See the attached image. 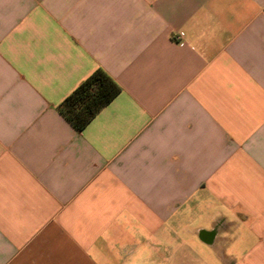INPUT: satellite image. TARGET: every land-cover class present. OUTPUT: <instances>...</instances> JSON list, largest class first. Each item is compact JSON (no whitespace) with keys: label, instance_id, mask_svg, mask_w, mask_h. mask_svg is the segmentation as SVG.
I'll use <instances>...</instances> for the list:
<instances>
[{"label":"crops","instance_id":"0c3cea01","mask_svg":"<svg viewBox=\"0 0 264 264\" xmlns=\"http://www.w3.org/2000/svg\"><path fill=\"white\" fill-rule=\"evenodd\" d=\"M0 264H264V0H0Z\"/></svg>","mask_w":264,"mask_h":264},{"label":"trees","instance_id":"16d2710c","mask_svg":"<svg viewBox=\"0 0 264 264\" xmlns=\"http://www.w3.org/2000/svg\"><path fill=\"white\" fill-rule=\"evenodd\" d=\"M118 84L101 69L90 74L59 106V113L81 131L118 93Z\"/></svg>","mask_w":264,"mask_h":264}]
</instances>
